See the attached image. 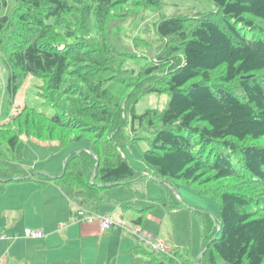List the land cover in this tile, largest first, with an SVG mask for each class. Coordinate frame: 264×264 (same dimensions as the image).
<instances>
[{"label": "trees", "instance_id": "trees-1", "mask_svg": "<svg viewBox=\"0 0 264 264\" xmlns=\"http://www.w3.org/2000/svg\"><path fill=\"white\" fill-rule=\"evenodd\" d=\"M208 1L212 15L153 23V47L141 37L126 44L121 29L163 0H0L10 104L36 78L37 96L53 112L25 105L0 125V183L55 184L82 208L120 185L195 187L220 205L216 221L196 212L201 252L207 247L201 264H264V0ZM151 94L168 95L167 106L136 114ZM21 136L89 146L57 173L40 174L22 168ZM138 141L147 144L138 149L143 169L123 156ZM170 196L160 199L164 209L181 206L167 205ZM143 222L141 213L132 224ZM138 245L131 264H199L179 247L159 253Z\"/></svg>", "mask_w": 264, "mask_h": 264}, {"label": "rangeland", "instance_id": "rangeland-1", "mask_svg": "<svg viewBox=\"0 0 264 264\" xmlns=\"http://www.w3.org/2000/svg\"><path fill=\"white\" fill-rule=\"evenodd\" d=\"M215 12L216 8L208 0H163V5L159 11H145L138 19L124 24L121 29L122 40L126 44H131L132 37H141L154 43L153 47H155L158 43L155 41L156 34L153 23L161 18H169L175 14H182L189 17H193L194 15H212ZM139 51H143L142 47L139 48ZM138 60L144 59L139 58ZM6 85L7 71L0 58V125L11 121L13 116L18 114L25 105L35 108L39 113H43L47 116L53 114L52 110L43 105L42 100L37 96L39 86L41 85L40 80L28 77L12 104H10L11 102L8 97ZM168 101V95H147L135 105L134 112L136 114H142L149 109L162 110L167 106ZM21 140L22 148L20 149V156L22 168L33 170L40 174L57 173L70 154L86 151L89 146V141L87 139L72 142L67 146H59L57 142H39L34 139H26L24 136H21ZM53 144L57 145L55 146ZM138 149H147L146 142L138 141L137 146L130 144L125 147L123 156L126 157L133 166L143 169L146 168V166L138 158ZM50 168L54 173H48ZM146 183L149 184L148 190H146L148 193L145 191V186H143V184L141 188L137 186L140 191L146 194V200L142 198L137 200V198H135L133 201L131 199L130 202L123 203L124 205L122 207L124 208L122 209H124V212L127 214L129 222L130 220H135L138 215L143 213L144 223L142 230L146 234L156 236V227L154 231H150L151 229L149 228V226H154L152 222L155 223L151 217H162L164 224L160 236L166 241L162 239L169 248L171 250L175 248L170 241L174 238L181 253L185 254L186 252L190 259L199 258L202 250L203 231L200 220L198 219L200 213L196 214V212L197 210H203L216 221L220 211L219 202L209 196L200 194L195 187H187L181 183L171 184L173 187L165 184H158L156 182L147 181ZM111 193L124 196L130 194V191L124 186H117L102 191V198H104L105 201L111 198L109 200L115 202L114 198L118 197L111 196ZM161 193H163V195H159ZM170 194L172 196H170L169 203L166 204L173 206L175 200H177L181 206L167 209L163 208L160 199H168ZM75 202L77 203L78 201L75 200ZM86 211L89 212L87 209ZM157 232H160L159 228ZM125 238L135 242L132 250L138 245L137 239L135 238L134 240L129 234L126 233Z\"/></svg>", "mask_w": 264, "mask_h": 264}, {"label": "crops", "instance_id": "crops-1", "mask_svg": "<svg viewBox=\"0 0 264 264\" xmlns=\"http://www.w3.org/2000/svg\"><path fill=\"white\" fill-rule=\"evenodd\" d=\"M52 171L50 168L48 173ZM142 184L148 190L149 184L144 181L124 186L130 191L128 195L111 193L118 197L115 202L111 198L105 201L100 194L97 202L84 206L91 213L111 218V228L102 231L97 222L78 221L75 210L81 206L68 199L55 184L41 185L28 180L0 183V264H53L62 260L79 264H131L135 242L126 239L125 234L134 238L128 231L134 220L129 222L122 205L135 199V191L142 192L138 189ZM151 219L155 223L149 226L150 231L156 227L155 234L162 240L163 218ZM139 227L142 229L143 224ZM26 230L40 232L42 236L24 237ZM170 241L177 247L174 238Z\"/></svg>", "mask_w": 264, "mask_h": 264}, {"label": "built area", "instance_id": "built-area-1", "mask_svg": "<svg viewBox=\"0 0 264 264\" xmlns=\"http://www.w3.org/2000/svg\"><path fill=\"white\" fill-rule=\"evenodd\" d=\"M77 217L80 222H85V223H93L95 221H98L102 231L108 230L112 225V221L109 218L97 217L96 215L88 214L81 209L77 210ZM129 232L132 235H134L141 243L148 246L153 251H158L161 253L169 252V247L165 245L159 238H156L146 233H142V231L138 228H132L130 229ZM24 236L25 237H38L40 236V233L26 230L24 231Z\"/></svg>", "mask_w": 264, "mask_h": 264}, {"label": "clouds", "instance_id": "clouds-1", "mask_svg": "<svg viewBox=\"0 0 264 264\" xmlns=\"http://www.w3.org/2000/svg\"><path fill=\"white\" fill-rule=\"evenodd\" d=\"M78 209H81V210H83V211H85L86 213H88V214H93V215H96L97 217H107V218H109L108 216H103V215H99V214H94V213H91V212H87L86 211V209H84V208H82V207H77V209L75 210L76 212H75V215H76V217H77V210ZM77 219H78V217H77ZM110 220H111V218H109ZM79 221V220H78ZM112 221V220H111ZM95 222H97L98 223V225H99V222L98 221H95ZM83 223H85V222H83ZM87 224H91V223H87ZM112 225H113V222H112ZM111 225V226H112ZM99 227H100V225H99ZM111 228V227H110ZM109 228V229H110ZM132 228H138V229H140V227H136V226H133V225H131L130 226V229H132ZM108 229V230H109ZM130 229L128 230V231H130ZM141 231H142V229H140ZM107 231V230H106ZM33 232V231H32ZM35 232V231H34ZM40 233V232H39ZM130 233V232H129ZM142 233H145V232H143L142 231ZM131 234V233H130ZM132 235V234H131ZM42 236V233H40V236H38V237H41ZM134 238H136L134 235H132ZM153 236V235H152ZM25 237V236H24ZM154 237H156V238H158L157 236H154ZM137 239V238H136ZM160 239V238H159ZM161 240V239H160ZM137 243L138 244H141L143 247H145V248H147V249H149L150 251H153L152 249H150L148 246H146V245H144L143 243H141L138 239H137ZM165 245H167L163 240H161ZM168 246V245H167ZM169 247V246H168ZM171 251V249L169 248V252ZM154 252H158V251H154ZM168 252V253H169ZM159 253H161V252H159Z\"/></svg>", "mask_w": 264, "mask_h": 264}, {"label": "water", "instance_id": "water-1", "mask_svg": "<svg viewBox=\"0 0 264 264\" xmlns=\"http://www.w3.org/2000/svg\"><path fill=\"white\" fill-rule=\"evenodd\" d=\"M62 172L64 173V169H63ZM94 175H95V172H94L93 176H94ZM206 248H207V247H205V248L203 249V251L201 252V254H200V256H199V264H201V260H202V257H203V254H204Z\"/></svg>", "mask_w": 264, "mask_h": 264}]
</instances>
